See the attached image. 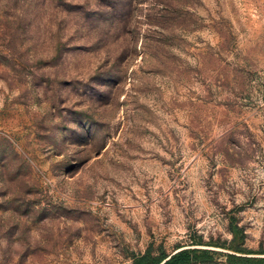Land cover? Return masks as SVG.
Wrapping results in <instances>:
<instances>
[{
	"label": "rangeland",
	"instance_id": "rangeland-1",
	"mask_svg": "<svg viewBox=\"0 0 264 264\" xmlns=\"http://www.w3.org/2000/svg\"><path fill=\"white\" fill-rule=\"evenodd\" d=\"M232 227L264 252V0H0V264H228Z\"/></svg>",
	"mask_w": 264,
	"mask_h": 264
},
{
	"label": "trees",
	"instance_id": "trees-1",
	"mask_svg": "<svg viewBox=\"0 0 264 264\" xmlns=\"http://www.w3.org/2000/svg\"><path fill=\"white\" fill-rule=\"evenodd\" d=\"M232 239L225 245L228 253L222 258L228 264H264V252H252L240 247L243 235H238L236 227H232ZM213 258V253L204 249H182L170 256L149 259L147 255L136 257L131 264H190L196 261H206Z\"/></svg>",
	"mask_w": 264,
	"mask_h": 264
}]
</instances>
